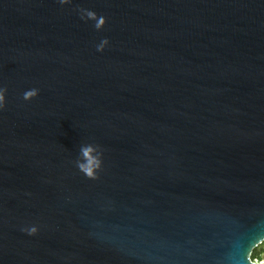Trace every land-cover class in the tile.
I'll list each match as a JSON object with an SVG mask.
<instances>
[{"label":"water","instance_id":"1","mask_svg":"<svg viewBox=\"0 0 264 264\" xmlns=\"http://www.w3.org/2000/svg\"><path fill=\"white\" fill-rule=\"evenodd\" d=\"M258 263L264 0H0V264Z\"/></svg>","mask_w":264,"mask_h":264},{"label":"clouds","instance_id":"2","mask_svg":"<svg viewBox=\"0 0 264 264\" xmlns=\"http://www.w3.org/2000/svg\"><path fill=\"white\" fill-rule=\"evenodd\" d=\"M36 95H37V90L32 89L30 91L25 92L24 98L30 99ZM80 151L82 152L84 157H88L89 153L93 151V148L90 145H82ZM96 163H97V167H99V152H97V162ZM82 166L83 164H78V167H82ZM88 175L94 178V173L92 171H88ZM34 232H35L34 228L29 230V234H32Z\"/></svg>","mask_w":264,"mask_h":264},{"label":"trees","instance_id":"3","mask_svg":"<svg viewBox=\"0 0 264 264\" xmlns=\"http://www.w3.org/2000/svg\"><path fill=\"white\" fill-rule=\"evenodd\" d=\"M252 254V253H251ZM251 260L255 263L259 260L258 257H255L254 255L252 256ZM259 264V263H258Z\"/></svg>","mask_w":264,"mask_h":264}]
</instances>
